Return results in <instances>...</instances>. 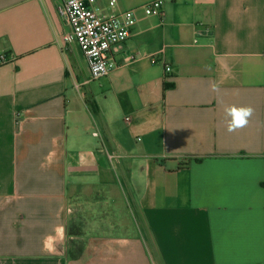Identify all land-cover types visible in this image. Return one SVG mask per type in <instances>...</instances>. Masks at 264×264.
<instances>
[{
	"label": "crops",
	"instance_id": "crops-1",
	"mask_svg": "<svg viewBox=\"0 0 264 264\" xmlns=\"http://www.w3.org/2000/svg\"><path fill=\"white\" fill-rule=\"evenodd\" d=\"M150 1L93 80L61 0H0V264H264V0Z\"/></svg>",
	"mask_w": 264,
	"mask_h": 264
},
{
	"label": "built area",
	"instance_id": "built-area-1",
	"mask_svg": "<svg viewBox=\"0 0 264 264\" xmlns=\"http://www.w3.org/2000/svg\"><path fill=\"white\" fill-rule=\"evenodd\" d=\"M100 1L107 4V10L97 7ZM118 0H61L59 15L70 27L64 40L78 45L90 69L91 78L107 77L116 67L112 50L125 43L133 35L137 23L135 10L117 11ZM148 16L164 17V1L153 0L143 6ZM7 60L2 56L1 62ZM165 72H172L171 66Z\"/></svg>",
	"mask_w": 264,
	"mask_h": 264
},
{
	"label": "clouds",
	"instance_id": "clouds-1",
	"mask_svg": "<svg viewBox=\"0 0 264 264\" xmlns=\"http://www.w3.org/2000/svg\"><path fill=\"white\" fill-rule=\"evenodd\" d=\"M213 90L216 91L217 88L213 85ZM225 112L228 116L231 117V120L228 122V131L235 132L239 129H243L249 123V119L252 117L254 109L252 107H236L231 106L225 109ZM62 231V229L58 230ZM52 237H48L45 242V247H48V240H51Z\"/></svg>",
	"mask_w": 264,
	"mask_h": 264
}]
</instances>
